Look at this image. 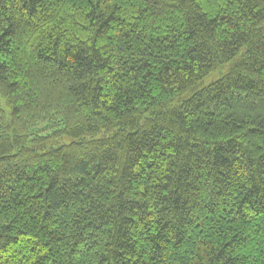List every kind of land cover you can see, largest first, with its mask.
Returning <instances> with one entry per match:
<instances>
[{"label": "trees", "instance_id": "trees-1", "mask_svg": "<svg viewBox=\"0 0 264 264\" xmlns=\"http://www.w3.org/2000/svg\"><path fill=\"white\" fill-rule=\"evenodd\" d=\"M0 264H264V0H0Z\"/></svg>", "mask_w": 264, "mask_h": 264}]
</instances>
